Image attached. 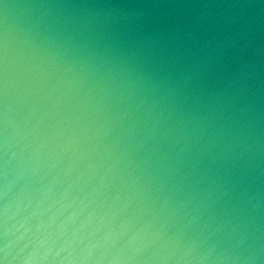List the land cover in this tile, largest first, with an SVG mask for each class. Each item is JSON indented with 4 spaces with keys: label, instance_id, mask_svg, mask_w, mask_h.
Wrapping results in <instances>:
<instances>
[{
    "label": "clouds",
    "instance_id": "9594fccd",
    "mask_svg": "<svg viewBox=\"0 0 264 264\" xmlns=\"http://www.w3.org/2000/svg\"><path fill=\"white\" fill-rule=\"evenodd\" d=\"M0 0V264H264V0Z\"/></svg>",
    "mask_w": 264,
    "mask_h": 264
},
{
    "label": "water",
    "instance_id": "95a60500",
    "mask_svg": "<svg viewBox=\"0 0 264 264\" xmlns=\"http://www.w3.org/2000/svg\"><path fill=\"white\" fill-rule=\"evenodd\" d=\"M121 3H129L136 6L143 5L145 0H118ZM201 0H157L152 11L157 15H191L198 11Z\"/></svg>",
    "mask_w": 264,
    "mask_h": 264
}]
</instances>
